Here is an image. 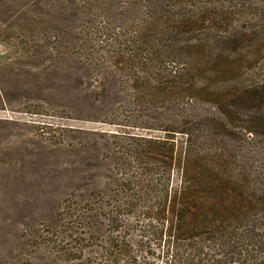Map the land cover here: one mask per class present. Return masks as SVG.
Listing matches in <instances>:
<instances>
[{
  "label": "trees",
  "instance_id": "16d2710c",
  "mask_svg": "<svg viewBox=\"0 0 264 264\" xmlns=\"http://www.w3.org/2000/svg\"><path fill=\"white\" fill-rule=\"evenodd\" d=\"M26 6L48 70L94 67L109 128L49 123V211L25 245L43 264H264V0Z\"/></svg>",
  "mask_w": 264,
  "mask_h": 264
},
{
  "label": "rangeland",
  "instance_id": "374dc122",
  "mask_svg": "<svg viewBox=\"0 0 264 264\" xmlns=\"http://www.w3.org/2000/svg\"><path fill=\"white\" fill-rule=\"evenodd\" d=\"M27 2L0 0V264H30L20 259L21 251L24 258H31L35 264H43L47 256L44 251L35 253L37 248L25 245L23 232L33 215L49 211L44 194L49 175L45 158L57 146H53L49 138L47 132L54 129L48 125L55 124L53 128H57L56 124L109 128L94 120L96 111L91 109L96 94L92 90L96 85V70L88 65L86 73L80 75L83 71H79L75 78L67 74L66 63L55 72L48 70V59H44L45 52L41 45L38 46L39 34L30 38ZM40 8L34 7L33 12L38 14ZM22 39L23 46L19 44ZM29 41L36 45H26ZM33 49L36 52L31 55ZM63 75L68 81H60ZM53 76L58 81L54 88ZM115 77L112 75L106 84L113 87ZM65 91L70 95L64 96ZM107 100L117 104L112 98ZM53 105L57 108L52 109ZM35 106H40L43 111L38 113ZM91 117L93 119L89 120ZM52 159L59 164L62 160L58 153H54ZM179 174L176 169L174 184L178 183ZM137 237L141 242V236Z\"/></svg>",
  "mask_w": 264,
  "mask_h": 264
}]
</instances>
